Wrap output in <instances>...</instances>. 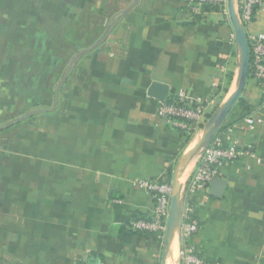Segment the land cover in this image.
<instances>
[{"label": "crops", "instance_id": "obj_1", "mask_svg": "<svg viewBox=\"0 0 264 264\" xmlns=\"http://www.w3.org/2000/svg\"><path fill=\"white\" fill-rule=\"evenodd\" d=\"M0 1V10L15 15L4 26L16 33L11 47L19 54L9 59L11 91L0 82V121L57 100L54 114L0 132V264H94L92 257L162 264L164 241L133 227L156 210L152 193L136 182L173 186L180 159L233 93L238 52L228 14L197 16L192 0ZM117 15L105 42L80 52L58 93H46L45 78L57 79L72 61L54 48L53 26L70 30L87 17L94 28L95 20L106 25ZM246 31L264 36V8ZM154 82L166 87L165 100L185 96L207 105V119L190 138L157 114L163 100L150 95ZM241 97L252 110L236 105L222 127L248 153L223 167L222 197L210 187L183 200L200 224L188 242L205 264H264V87L250 75ZM249 115L263 122L250 127ZM200 156L180 170L183 187ZM180 249L175 238L166 264H181Z\"/></svg>", "mask_w": 264, "mask_h": 264}, {"label": "built area", "instance_id": "obj_2", "mask_svg": "<svg viewBox=\"0 0 264 264\" xmlns=\"http://www.w3.org/2000/svg\"><path fill=\"white\" fill-rule=\"evenodd\" d=\"M241 4V5H240ZM217 7L228 14L227 0H192L191 10L197 16L209 11L206 7ZM242 12L239 16L245 27L252 24L259 9L264 8V0H237ZM251 49V71L258 83L264 87V36L252 35L248 37ZM157 114L181 129L190 131L191 135L197 131L202 121L207 119V105L202 101L179 96L176 99L160 102ZM208 120V119H207ZM245 122L250 127L262 123V118L249 115ZM248 151L240 145L231 134V130L217 132L213 140L201 152L197 168L187 185L184 187L185 197L198 191H208L214 179L222 176L223 167L246 155ZM136 185L152 193L155 201V215L152 220L136 219L133 227L139 231L156 233L157 237L164 241L169 217L173 186L169 183H161L149 179L137 180ZM193 209L189 204H184L178 235L181 242V264H205L197 254L193 244L188 242L200 229L199 222L193 217Z\"/></svg>", "mask_w": 264, "mask_h": 264}, {"label": "water", "instance_id": "obj_3", "mask_svg": "<svg viewBox=\"0 0 264 264\" xmlns=\"http://www.w3.org/2000/svg\"><path fill=\"white\" fill-rule=\"evenodd\" d=\"M227 7L228 16L234 32V44L238 52V86L233 96L226 102L220 104L207 120V123L204 127L207 130V133L205 134L203 139L197 145L191 148L186 154H184L177 165L173 179V195L171 199L167 229L163 243L164 253L162 264H166V256L168 254V250L172 247L174 239H179L178 230L182 218L183 200L185 196L184 187L179 184L180 170L192 158L201 153L203 149L213 140L214 136L223 126L231 111L237 105L249 79L251 49L246 27L240 19L239 10L237 9V0H227ZM80 55L81 53L72 59L69 69L65 74V79L67 78L69 71L71 70L73 64L78 60ZM61 85L62 83L59 85V88L61 87ZM149 93L150 95L157 96L162 100H165L167 96L166 87L158 82L152 83L149 89ZM19 119L20 118H16L15 120ZM210 187L212 195H214L215 197H222L227 187V180L222 177H217L212 181ZM98 260L99 259H97L96 257H92L89 261H94V264H100V261Z\"/></svg>", "mask_w": 264, "mask_h": 264}, {"label": "rangeland", "instance_id": "obj_4", "mask_svg": "<svg viewBox=\"0 0 264 264\" xmlns=\"http://www.w3.org/2000/svg\"><path fill=\"white\" fill-rule=\"evenodd\" d=\"M0 3H4L3 1H0ZM8 3V1H7ZM9 7V6H7ZM15 6H11L9 8H14ZM10 20L13 22L15 20V15L13 12H9L7 9L6 10H0V82L3 85V79L5 78L6 81V86H7V92H10L11 89L13 88V79H14V64L13 63H9V59H10V62H14V57L15 56H18L19 54H16L14 55V48L11 47L12 45V42L15 41V37H16V33L14 32V30H12V28L9 30L10 32H7V29H5V23L8 24V20ZM9 20V21H10ZM88 25V18L87 17H82L80 18V21L78 23H76L74 25V27L71 29L70 27V30H74V31H77L78 30V36L80 35V33H84L85 31L83 30V26H87ZM25 28V27H24ZM23 29V27H22ZM12 30V31H11ZM56 30V31H55ZM69 30V32H70ZM58 31V32H57ZM52 33H53V36L55 34V37L53 39V43H54V48L56 47V49L58 50L59 54H64L66 57H69L71 60L73 59L74 56H76V54H74L71 50V48L67 47L66 46H62L63 44V40L62 38L64 37L66 39V41L68 40H71V32L70 34L66 32L65 28L63 29L62 28V24H58V25H55L53 26L52 28ZM15 36V37H14ZM70 38V39H69ZM75 39V38H73ZM64 45V44H63ZM28 51H30V48L27 49ZM23 57L27 56L29 58V54L27 53H24L23 52ZM31 57V56H30ZM3 59H5V61H8V62H4ZM68 59V58H67ZM23 68L21 69L23 71V73L29 71L28 69V64H23L22 65ZM69 66H70V63H66L65 64V67L63 69V72L61 73V75L56 79H54V77H46L45 78V85H44V90L45 92H51L53 90V88L55 89V94L58 93V91L60 90V87L59 88V85L62 83L65 82L64 80V77H65V74L67 73L68 69H69ZM73 66L71 68V70L69 71V73L73 70ZM68 73V74H69ZM238 74H239V67L237 68V74H236V77H235V85L236 83L238 82ZM5 76V77H3ZM62 78V79H61ZM54 80V81H53ZM59 81V82H58ZM59 83V85L57 86V84ZM25 84H23L24 86ZM46 101H48V103H53L54 102L57 104V100H56V97L54 99V101H50V99H46ZM49 106V104H45L42 105V107H47ZM236 107V106H235ZM234 107V108H235ZM36 110V108L34 109ZM33 112L32 111H29L28 113H25V114H19L20 113V110H16V111H13L9 114L6 115V119L0 121L3 122V121H6L8 124L14 122V120L17 118H24L25 116H28L29 114H31ZM18 114V115H17ZM16 117V118H14ZM14 118V119H13ZM10 119H13V120H10ZM9 120V121H7ZM198 130V129H197ZM196 133V132H195Z\"/></svg>", "mask_w": 264, "mask_h": 264}, {"label": "trees", "instance_id": "obj_5", "mask_svg": "<svg viewBox=\"0 0 264 264\" xmlns=\"http://www.w3.org/2000/svg\"><path fill=\"white\" fill-rule=\"evenodd\" d=\"M241 5V4H240ZM208 10H214V9H218L217 7H212V6H208L206 7ZM239 12H242V8L239 6ZM121 15H119L120 17ZM118 19V15L117 17H114V19L109 23L104 25V22L100 23L98 22V19L95 20L94 23V28L89 27V24L87 26H83V30L85 31L84 33H80V35L78 36V30L77 31H70L71 32V40L66 41V39L63 37V44L62 46H66L71 48L72 52L74 54L77 55V53H80L84 50H91L94 49L95 45L98 43H103L105 42L106 37L108 36L110 29L114 23V21ZM74 27V25H71V29ZM67 34L69 32V30L67 28H65ZM107 32V33H106ZM75 38V39H73ZM70 39V38H69ZM230 78H233V73H230ZM252 75V71L250 68V72H249V76ZM173 99V98H172ZM172 99H169L170 101ZM237 105H242L246 108V110L251 111L252 107H250L249 105L246 104V102L244 101V99L241 97L237 103ZM57 111V107H54L52 103H49V106L47 107H38V109L33 110V112L31 114H29L28 116H25L24 118H22L21 120H14V122L8 124L6 121H3L0 123V132H4L7 130H12L14 128L19 127L22 122H26L28 125H33L34 122L36 120H38L40 117L42 116H47V115H51L54 114ZM15 118V117H14ZM13 118V119H14ZM10 119V120H13ZM9 121V120H7ZM224 127H221L218 131L221 132L223 131ZM186 136H188V138L191 137V133L190 131L185 130ZM140 234H149L148 231H139Z\"/></svg>", "mask_w": 264, "mask_h": 264}, {"label": "bare ground", "instance_id": "obj_6", "mask_svg": "<svg viewBox=\"0 0 264 264\" xmlns=\"http://www.w3.org/2000/svg\"><path fill=\"white\" fill-rule=\"evenodd\" d=\"M238 77H239V74H238ZM237 86H238V82H237L236 85H235V89H234L233 93L229 96V98H228L227 100H229V99L233 96L234 92H235L236 89H237ZM227 100H226V101H227ZM226 101H224V102H226ZM206 133H207V130L205 129V130H204V134H203V136H202V137H201V138H200V139L194 144V146L197 145V144L203 139V137L205 136ZM194 146H193V147H194ZM193 147H192V148H193Z\"/></svg>", "mask_w": 264, "mask_h": 264}]
</instances>
